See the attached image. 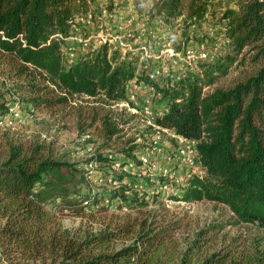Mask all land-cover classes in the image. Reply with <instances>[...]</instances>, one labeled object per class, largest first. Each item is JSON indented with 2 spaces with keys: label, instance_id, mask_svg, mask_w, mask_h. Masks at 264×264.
Instances as JSON below:
<instances>
[{
  "label": "trees",
  "instance_id": "16d2710c",
  "mask_svg": "<svg viewBox=\"0 0 264 264\" xmlns=\"http://www.w3.org/2000/svg\"><path fill=\"white\" fill-rule=\"evenodd\" d=\"M236 1L216 21L223 25L230 50L200 60L198 71L189 69L161 85L139 69L138 54L123 55L106 43L66 62L64 37L72 32L73 19L89 9L87 0H0V86L6 92H24L22 99L33 107L52 108L77 94L133 104L126 92L129 80L153 85L165 99L154 123L194 139L201 169L190 173L179 195L172 197L223 203L238 220L264 227V0ZM151 13L163 15L170 24L180 17L187 24L216 11H208L205 0H153ZM246 61L255 65L248 74L217 85L233 66ZM12 77L17 80L7 87ZM9 102L0 92V116L8 113ZM104 125L108 133L118 132L108 119ZM137 148L122 150L134 157ZM94 158L102 166L119 163L103 153ZM84 171L75 162L52 156L40 143H10L0 159V259L6 264H167L162 255L168 225L141 227L132 243L116 249H109L107 242L128 229L76 236L59 225L57 216L66 208L83 215L112 204H148L123 181L125 171L114 169L110 178L117 184L105 201L96 193L75 199L71 194ZM212 256L183 257L179 264H212Z\"/></svg>",
  "mask_w": 264,
  "mask_h": 264
},
{
  "label": "rangeland",
  "instance_id": "374dc122",
  "mask_svg": "<svg viewBox=\"0 0 264 264\" xmlns=\"http://www.w3.org/2000/svg\"><path fill=\"white\" fill-rule=\"evenodd\" d=\"M205 1L208 11L216 13H207L206 20L196 21L191 37L188 33L190 21L186 24L180 17L170 24L163 15L152 14L153 0H119L120 9L124 7L119 16L123 19L128 12L140 19L147 16L153 22L159 41L173 37L177 48L184 42L198 51L202 45L210 55L222 57L230 50V45L224 36L222 23L216 21L224 7L236 6L238 1ZM108 19L109 16L95 8L94 22L85 34L104 27ZM174 22L177 23L175 26ZM78 50L79 55L87 51L80 47ZM197 62L192 66L196 71L199 69ZM253 67L255 65L248 61L238 67L233 66L227 75L218 80L217 85H229L239 75L248 74ZM2 80L1 76L0 82ZM16 80L15 77L7 79V87ZM165 80L160 78L156 82L165 85ZM133 82L128 88L126 86L128 97L130 93L135 95L133 104L106 102L77 94L66 104L52 108L33 107L22 99L26 95L24 92H6V87L0 86V92H5L6 99L10 101L9 107H12L10 112L0 116V159L10 143H40L52 156L75 162L76 167L85 170L84 178L71 194L75 199H84V196L96 193L105 201L107 193L117 184L110 178L114 169L116 173L125 171L123 181L148 200V204L142 206L123 204L120 208L112 204L103 211L88 210L83 215L66 208L58 214L57 221L72 235L92 234L100 230L117 231L121 227L128 229L125 234L113 236L107 242L109 249H116L132 243L141 232V227L146 230L150 226L156 229L168 225L165 231L169 236L162 255L168 260L167 264H179L183 257L204 259L212 254V264H264L263 226L238 220L223 203L172 197L179 195L190 173L201 172L197 152L190 151L189 143L172 129L158 128L147 121L142 106L148 105L155 116L165 108V99L161 91L150 89L149 83ZM209 89L207 87L205 91ZM104 119L112 122L118 132L108 133ZM128 145H137L134 157L123 152L122 147ZM97 153L112 155L124 165L102 166L94 158ZM131 191L126 193L129 195ZM90 206L87 203L86 209ZM0 264L6 262L0 259Z\"/></svg>",
  "mask_w": 264,
  "mask_h": 264
},
{
  "label": "built area",
  "instance_id": "2783aa9c",
  "mask_svg": "<svg viewBox=\"0 0 264 264\" xmlns=\"http://www.w3.org/2000/svg\"><path fill=\"white\" fill-rule=\"evenodd\" d=\"M87 1L89 9L73 19L72 32L64 37L62 51L67 63L77 59L79 56L78 47L88 50L106 43L112 48L121 50L123 55L138 54L140 57L139 69L155 81L166 78L164 84L168 85L183 76L187 70H194L192 66L197 61L215 58V55H210L202 45L196 51L184 42L177 48L174 45L173 37L159 41L153 22L147 16L140 19L134 13L128 12L121 19L119 12L124 7L121 6L122 9H120L119 0ZM95 8L97 11L100 10L104 15L109 16V21H105L104 27L99 30L85 34L86 31H90L87 29L94 22ZM195 25L196 21L189 24L188 33L190 37L194 32ZM140 83L145 82L140 81ZM148 87L154 90L153 85L149 84ZM129 98L134 100L135 95L130 93ZM142 109L149 123L155 127L166 129L154 123V115L148 105H143ZM11 110L12 107H9L8 112ZM181 137L189 143L190 151L197 152L194 139Z\"/></svg>",
  "mask_w": 264,
  "mask_h": 264
},
{
  "label": "crops",
  "instance_id": "0c3cea01",
  "mask_svg": "<svg viewBox=\"0 0 264 264\" xmlns=\"http://www.w3.org/2000/svg\"><path fill=\"white\" fill-rule=\"evenodd\" d=\"M132 83H134L132 80L128 81V83H127V88H128Z\"/></svg>",
  "mask_w": 264,
  "mask_h": 264
}]
</instances>
